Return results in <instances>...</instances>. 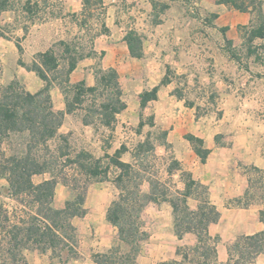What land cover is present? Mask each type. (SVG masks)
I'll use <instances>...</instances> for the list:
<instances>
[{
	"label": "crops",
	"instance_id": "crops-1",
	"mask_svg": "<svg viewBox=\"0 0 264 264\" xmlns=\"http://www.w3.org/2000/svg\"><path fill=\"white\" fill-rule=\"evenodd\" d=\"M262 9L264 12V2ZM174 13L177 23L165 24L167 27L162 35L153 38L150 35L151 40L146 42L147 45H142L140 57L130 55L123 36L114 41L110 38L112 34L100 33L93 45L92 56L100 55L98 66L103 69L113 67L117 71L126 103V107L115 114L110 129L123 134L124 129L135 128L133 133L141 136L140 127L145 124V116L148 115V125L153 131H161L162 137L160 141L155 139L152 143L153 152L163 159L169 154L172 159L163 168L171 185L165 192L157 191L156 201L147 202L142 209L141 219L144 222L141 230L144 239L139 244L135 260L137 264L170 260L190 264L180 252H192L191 249L198 245V237L192 231H186L180 237L176 235L170 204L171 199L181 198L188 174L200 187L192 185L188 188L186 206L195 210L201 198L205 197L218 212V219L207 226L206 246L212 247L215 255L205 259L200 255L202 249L198 248L194 252L197 260L192 264L232 263L237 256L233 250L230 255L229 249L236 239L264 229L259 217V211L264 207V195H261L264 190V175L261 173L264 170V135L256 138L255 134L242 128L223 129L219 119L209 122L208 115L196 111L198 96H193L192 90L196 92L198 83L205 86V79L201 81V76H198L205 73L202 71V57L212 56L216 49L224 52V40H237L240 36L236 28L247 25L254 15L218 4L215 0H193L188 5H179ZM209 25L214 29L224 28V34L214 35L222 41L220 49L212 42L211 35L203 32ZM91 63L88 62V65ZM78 65L71 71L69 81L75 83L83 80L87 85H93V67L83 66L80 69ZM210 71L213 72V68ZM205 74L209 78L210 73ZM32 77L35 80L30 85L39 89L43 81L38 76ZM164 78H167V82L161 83ZM221 85L226 95L224 98L221 93L220 99L236 96L235 83L227 81ZM154 86H158L156 97L141 107L140 94ZM54 88L51 96L53 109L64 111L65 103L57 100L59 90ZM70 114H64L62 124L67 122ZM187 135L203 141V146L208 150L204 161L194 152ZM120 146L126 148L120 154L123 160L121 155L129 149L126 144L119 143L114 152ZM123 161L136 163L138 160L132 155L131 161ZM150 181L153 180L143 179L140 186L143 193H149ZM112 184L110 179L90 184L84 198L85 214L71 219L76 239L73 245L76 257L72 259V264H97L93 254L122 244L117 229L105 218L106 210L114 199ZM59 189L61 186L57 184L54 198ZM23 256L27 264H64L52 259L49 252H41L34 247L25 249ZM232 256L233 259L230 258ZM250 264H264V250Z\"/></svg>",
	"mask_w": 264,
	"mask_h": 264
},
{
	"label": "trees",
	"instance_id": "trees-1",
	"mask_svg": "<svg viewBox=\"0 0 264 264\" xmlns=\"http://www.w3.org/2000/svg\"><path fill=\"white\" fill-rule=\"evenodd\" d=\"M39 1L41 0H0V14L12 10L16 2L22 4L24 11L31 12ZM81 2V16L84 17L93 6H101L103 0ZM215 2L239 11L252 12L254 22L248 30V39L251 41L264 37L263 0H215ZM123 39L130 55L140 57L139 38L129 31ZM60 43L63 45V56L57 55L53 48H48L36 52L29 64L22 60L18 61L19 65L34 72L43 81L41 89L32 93L15 79L0 84V179L7 183V196L21 205L18 210L10 211L0 204V264H26L22 252L30 247L58 257L63 251L75 254L73 248L76 242L75 228L71 219L83 216L86 212L84 198L88 184L107 179L112 181L117 194L108 206L105 218L117 229L122 244L112 246L106 252L93 254L94 261L97 264H137L136 254L140 242L144 239L141 212L147 202L156 201L157 183L150 181L149 193L141 191L140 186L144 178L139 173L138 162L130 163L120 159V154L126 149L125 146H120L112 155H106L108 160L104 165L100 158H95L89 152L79 151L71 155L67 150L66 136L57 134L65 113H71L88 99L92 102L87 107L91 114L84 116L83 123L91 124L94 116H97L100 124L110 127L115 120V114L124 109L126 103L118 73L113 67L103 69L96 66L93 85H87L83 80L70 83L71 71L85 55H73L70 53L69 44L65 41ZM17 47L21 50L19 45ZM165 82L167 78L161 81ZM53 84H56L63 93L64 111L53 109L50 94ZM157 89L158 86H154L140 94L141 107L146 101L156 97ZM69 93H72L71 96ZM98 95H101L103 100L96 104L95 96ZM141 125L140 122L139 126ZM15 133L26 134L25 146L17 152L8 153L3 146L4 141ZM56 137L65 144L51 149L48 142ZM186 138L200 160L204 161L208 150L203 146V141L192 135H187ZM142 143L139 145L140 148L147 147V142ZM67 166L73 167L75 171L70 177L64 172ZM111 167L115 169L113 176L110 177ZM45 173L49 175L48 178L38 183L33 182L34 175ZM261 173L264 175V170ZM77 174L84 178L82 186L77 184ZM60 183L70 189L71 197L62 207L57 208L52 205V201L56 185ZM192 185L200 187L187 174L186 189L181 198L170 200L174 228L178 237L186 231L196 233L198 245L191 250L197 252L198 248L202 249L200 255L207 259L215 255L213 248L206 246L207 226L218 219V212L205 197L201 198L195 210H190L186 206L188 188ZM259 217L264 223V207L259 211ZM66 237H69L70 243L65 242ZM229 250L230 255L233 250L237 258L227 264H250L256 255L264 250V229L252 235L239 236ZM180 253L182 258L186 259L187 253ZM230 258L233 259V256ZM155 264L179 262L170 260Z\"/></svg>",
	"mask_w": 264,
	"mask_h": 264
},
{
	"label": "rangeland",
	"instance_id": "rangeland-1",
	"mask_svg": "<svg viewBox=\"0 0 264 264\" xmlns=\"http://www.w3.org/2000/svg\"><path fill=\"white\" fill-rule=\"evenodd\" d=\"M191 1L193 0H103L101 6H93L85 13L84 17L81 16V0H41L31 12L24 11L22 4L16 2L12 10L3 11L0 14V84H6L15 79L32 93L41 89L44 83L42 82L39 89H34L30 83L32 84V80H35L32 76L37 78V75L19 65L18 61L22 60L29 64L36 52L48 48H53L57 55L61 56L63 54L61 41L69 44L71 54L85 55L84 59L78 61V68L92 66L94 75V69L98 66L100 59L98 53L92 56L96 36L100 33L112 34L110 38L114 40L122 36L124 38L125 34L131 31L139 38L142 48V45L150 41L153 36L165 33L167 27L165 24H173V21L177 23L174 13L177 11V7L182 4L188 5ZM253 22L254 18L247 25L236 28V32L240 36L237 40H224V52L216 49L212 56L204 55L202 57V71L209 72L210 76L207 78L208 75L204 72L201 75L198 74L201 76V81L205 79L203 80L205 86L203 83H198L197 90L195 93L192 90V95L198 96L199 103L196 106V111L199 114L208 115L209 122L213 123L214 120L219 119L220 127L223 129L242 128L255 134L256 138L258 135L262 138L264 135V37L254 38L251 41L248 39V30ZM203 32L209 33L212 42L220 49L219 44L222 41L219 40L220 37L216 38L214 35H220L222 30L214 29L209 25ZM222 33L224 34V32ZM150 35L151 38H149ZM17 45L21 47V50ZM88 62L92 63L88 65ZM211 68H213V72L210 71ZM170 75L172 76V74ZM219 81L222 84L227 81L235 83L236 96L227 100L220 99L221 93L225 98L226 91L221 83L218 84ZM54 87L59 90L57 100L64 101L63 93L56 84L50 88L51 96ZM71 94L69 93V96ZM95 97L96 104L103 100L101 95ZM91 104L92 102L88 99L83 101L71 112L67 122L58 129V135L66 136V148L71 155L79 151H86L95 158H100L104 165L108 160L106 155H112L114 148L119 143L126 144L129 150L122 154L121 158L131 161V156L135 155L140 175L156 182L157 191L165 192L171 183L163 168L166 162L170 163L172 159L169 154L165 155L163 159L153 152L152 143L155 139L160 141L162 137L161 131H153L148 125L150 117L145 116V124L140 127L141 136L133 133L135 128L128 127V129H124L125 133L118 134L110 129L111 126L105 127L100 124L97 116H94L93 123H83L84 116L91 114L87 109ZM26 140L25 133L11 134L4 141L3 146L8 153L17 152L24 148ZM142 142H147V147L140 148L139 145L143 144ZM63 144L65 143L58 137L48 142L51 149H56ZM40 147L42 146L40 145ZM68 166L64 172L70 177L75 171L72 169L73 167ZM114 169V167L109 169L110 177L113 176ZM48 177L47 173L37 174L32 177V180L34 183H38ZM76 177L78 186H82L84 178L78 174ZM94 182L97 181L88 184L86 192L90 184ZM60 186L61 189L56 192L52 204L57 208L62 207L64 202L71 197L70 189L61 183ZM111 194L112 198L116 196L115 186H113ZM261 195H264V190ZM0 204L4 209L7 208L10 211L21 208L18 202L7 196V183L4 179H0ZM141 222L143 224L144 220L141 219ZM65 240L68 243L69 237H66ZM183 253H187L186 260H189L190 264L197 260L194 252L185 250ZM50 256L55 261L72 264L76 253L67 254L66 251H63L59 257Z\"/></svg>",
	"mask_w": 264,
	"mask_h": 264
}]
</instances>
